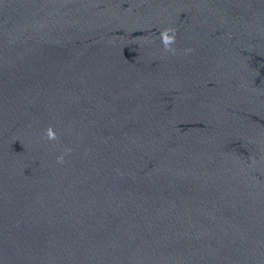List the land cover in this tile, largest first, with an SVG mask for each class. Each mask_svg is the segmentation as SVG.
<instances>
[{
	"label": "water",
	"instance_id": "95a60500",
	"mask_svg": "<svg viewBox=\"0 0 264 264\" xmlns=\"http://www.w3.org/2000/svg\"><path fill=\"white\" fill-rule=\"evenodd\" d=\"M0 264H264V0H0Z\"/></svg>",
	"mask_w": 264,
	"mask_h": 264
},
{
	"label": "clouds",
	"instance_id": "9594fccd",
	"mask_svg": "<svg viewBox=\"0 0 264 264\" xmlns=\"http://www.w3.org/2000/svg\"><path fill=\"white\" fill-rule=\"evenodd\" d=\"M176 32H177V29L175 28H167V29H164L160 34V39L162 41L165 51L171 52L172 54H175V51H176L172 47L176 43ZM135 42L136 43H146L147 40L137 39ZM187 51L190 52L191 49H188ZM46 139L52 140V141H56L59 139L56 131L52 127H49L48 129H46ZM68 151L70 152L71 150L69 149ZM63 162H64V157L63 156L58 157V163H63ZM253 163H255V161H253Z\"/></svg>",
	"mask_w": 264,
	"mask_h": 264
}]
</instances>
